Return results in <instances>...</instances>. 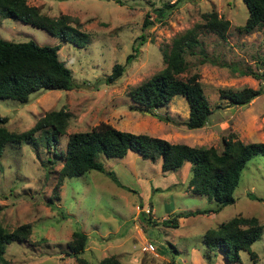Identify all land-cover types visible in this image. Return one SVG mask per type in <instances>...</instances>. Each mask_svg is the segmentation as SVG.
Listing matches in <instances>:
<instances>
[{"label":"rangeland","instance_id":"374dc122","mask_svg":"<svg viewBox=\"0 0 264 264\" xmlns=\"http://www.w3.org/2000/svg\"><path fill=\"white\" fill-rule=\"evenodd\" d=\"M172 1L26 0L46 15L65 13L75 18L77 26L89 34L84 46L61 41L18 19L0 17L2 39L58 44L57 56L76 83L70 89L33 91L24 103L0 98V115L7 117L4 126L15 132L27 129L48 110L68 111L64 133L58 135L52 147L6 143L2 150L0 224L8 230L20 223H28L30 228L26 239L6 245L4 264H78L77 257L97 264L106 255L116 256L121 264H236L216 253L210 252L206 258L201 241L206 228L236 214L253 215L262 224L259 237L249 245L251 252L238 251L240 264H264V157L261 154L252 156L241 168L231 203L210 214L178 216L175 227L161 220L178 211L214 206L212 199L185 189V170L181 167L177 172L162 173L157 158L152 161L133 154L135 157L131 159L133 151L122 158L100 154L97 160L133 190L116 185L96 169L56 181L60 158L52 152L62 154L69 133L89 130L99 121L122 130L166 137L171 142L212 145L218 150L222 147L221 137L230 134L244 142L264 141V91L242 105H230L218 97L220 88L260 85L264 89V79L236 73L264 70V27L246 33L238 30L247 15L242 0H180L175 5L162 6ZM209 10L228 20L222 38L209 31L201 30L198 34L199 46L217 64L198 63L200 55L186 54L188 66L183 74L193 71L199 74L211 108L206 123L198 128H187L181 123L187 103L179 94L173 95L166 105L153 108L150 114L132 109L135 104L126 90L159 70L163 66L161 48L169 44L175 33L201 22L200 13ZM143 17L149 24L142 25ZM128 53L132 57L126 62ZM114 62L122 64V72L113 81L104 82L103 77ZM154 113L161 118L153 116ZM124 160L128 164L133 162L136 179L115 167ZM175 176L183 182L176 181L167 187ZM151 186L161 190H153ZM249 194L263 199L250 198ZM72 230H80L87 236L83 250L76 256L65 254ZM147 242L154 246V251L143 249Z\"/></svg>","mask_w":264,"mask_h":264},{"label":"trees","instance_id":"16d2710c","mask_svg":"<svg viewBox=\"0 0 264 264\" xmlns=\"http://www.w3.org/2000/svg\"><path fill=\"white\" fill-rule=\"evenodd\" d=\"M179 1L163 3L162 6H172ZM242 2L246 7L247 15L244 22L238 26V30L246 33L264 27V0H242ZM0 17H12L37 26L61 41L75 46H84L88 42L89 34L77 26L78 22L75 23V18L72 19L65 13L56 16L46 15L34 5L26 3V0H0ZM200 17L201 22L175 33L169 44L161 48L163 66L159 70L126 90L129 100L135 104L132 109L152 112L153 108L166 105L173 95L179 94L187 103V116L181 123L187 128H198L206 123L211 108L203 93L198 72L193 71L183 75L187 72L188 66L185 55H200L197 59L198 63L206 61L216 63L215 59L208 57L199 46L198 34L203 30L213 32L222 38L228 27V20L214 10L204 11L200 13ZM73 21L75 24L72 23ZM147 24L149 21L143 17L142 25ZM57 48L58 44H38L30 39L11 41L0 38V98H12L24 103L28 95L36 90L70 89L76 86L68 67L57 56ZM131 57L130 53L126 54V62ZM122 69L121 63L114 62L109 73L103 77V81H113L120 75ZM236 73L264 79V70L260 72L238 70ZM263 91L260 85L256 88L249 86L238 89L220 88L218 97L224 99L227 104L242 105ZM155 116L161 118L160 115ZM67 119L68 111L62 108L48 110L27 129L15 132L6 129L4 123L7 117L0 115V157L6 143L52 147L58 135L64 133ZM221 145L218 150L212 145L197 146L171 142L159 136L122 130L108 122L99 121L89 130L69 133L63 153L53 151L52 154L60 158L56 179L58 183L62 177L79 175L89 169H96L126 190L133 189L121 183L112 169L105 168L97 160L98 155L120 158L130 150L152 161L158 158L159 170L162 173L176 170L183 161H188L189 175L184 186L191 193L212 199L214 206L178 211L171 213V217L161 220L163 224L175 227L178 216L210 214L231 203L232 191L238 181L241 168L256 154L264 157V141L244 142L230 134L226 138L221 137ZM176 181V178L171 177L167 187L175 184ZM151 189L161 190L158 186H151ZM249 197L263 199L253 194H249ZM48 203L52 208L50 199ZM139 214L142 215V212ZM148 221L152 222V220ZM261 227L262 224L253 215L236 214L222 220L202 232L201 241L205 247L203 255L208 258L210 252L216 253L220 254L223 260L240 264L238 251L240 249L250 251L249 245L259 237ZM29 232L28 223H20L10 230L0 224L1 264L6 262L3 255L6 245L11 241L26 239ZM86 238V234L82 231L72 230L71 239L66 243L65 254L76 256L83 250ZM171 247L175 250L172 245ZM77 260L78 264H89L82 257H77ZM97 264H121V262L114 255H106L100 258Z\"/></svg>","mask_w":264,"mask_h":264},{"label":"crops","instance_id":"0c3cea01","mask_svg":"<svg viewBox=\"0 0 264 264\" xmlns=\"http://www.w3.org/2000/svg\"><path fill=\"white\" fill-rule=\"evenodd\" d=\"M156 115V113H154L153 114V116H155ZM186 116H187V110L185 111V114H184V117H182L183 118V120L186 118ZM154 118V117H153ZM151 120V119H150ZM160 137V136H159ZM162 138H164V137H162ZM166 138V137H165ZM166 139H168V138H166ZM128 152H130V150H128V151H126V153L123 155V157H126V156H128ZM133 154H137V153H131V159H133L134 157H135V155H133ZM138 155V154H137ZM140 156V155H139ZM120 158H122V157H120ZM158 159V158H157ZM118 160V159H117ZM125 161V160H124ZM158 161H159V159H158ZM132 163L133 162H131V163H127V161H125V162H118V163H116V165H115V167L116 168H119V169H123L124 170V172H126V174L127 175H129V176H131V177H135V179H136V175H134V170L132 169ZM131 165V166H130ZM189 162L188 161H183L182 162V164H181V169H183V170H185L183 173H185V182H186V180H187V178H188V176H186V170H188L189 169ZM125 169H128V170H125ZM177 170H179V168H177ZM177 170H176V172H177ZM174 173H175V171H174ZM175 178H176V176H175ZM177 180H178V178H176ZM177 182H183V179H181V180H179V181H177ZM185 185V183L183 184V186ZM185 187V186H184ZM186 189V188H185ZM184 189V190H185ZM188 191V190H187Z\"/></svg>","mask_w":264,"mask_h":264},{"label":"built area","instance_id":"2783aa9c","mask_svg":"<svg viewBox=\"0 0 264 264\" xmlns=\"http://www.w3.org/2000/svg\"><path fill=\"white\" fill-rule=\"evenodd\" d=\"M143 249L152 252V251H154V246H153L151 243L147 242V243H145V244L143 245Z\"/></svg>","mask_w":264,"mask_h":264},{"label":"water","instance_id":"95a60500","mask_svg":"<svg viewBox=\"0 0 264 264\" xmlns=\"http://www.w3.org/2000/svg\"><path fill=\"white\" fill-rule=\"evenodd\" d=\"M141 111H143V112H145V113H148V114H150V112H148V111H146V110H144V109H143V110H141Z\"/></svg>","mask_w":264,"mask_h":264}]
</instances>
